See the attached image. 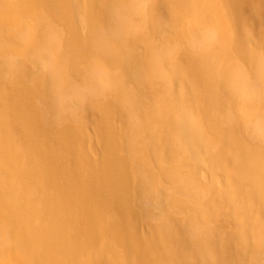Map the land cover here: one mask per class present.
I'll return each mask as SVG.
<instances>
[{"label": "bare ground", "instance_id": "bare-ground-1", "mask_svg": "<svg viewBox=\"0 0 264 264\" xmlns=\"http://www.w3.org/2000/svg\"><path fill=\"white\" fill-rule=\"evenodd\" d=\"M4 1L0 264H264V0H236L232 8L225 0H100L101 16L65 0L75 4L73 19L86 28L84 45L127 68L132 89L124 81L117 89L119 81L109 74L105 79L94 63L76 71L90 70L83 82L66 81L78 38L72 33L68 40L50 19L63 11V0H39L36 16L27 0ZM24 11L27 20L20 19ZM138 15L162 18L165 25L148 42L142 28L129 39L136 26L129 21ZM169 77L174 90L167 94L158 84ZM107 86L130 126L122 132V154L103 155L106 172L131 182L134 197L125 207L109 206L98 194L78 199L71 192L84 189L83 175L101 172L77 157L66 112ZM145 87L160 101L148 112L141 107ZM83 107L91 119L94 106ZM136 115L149 120L147 129L134 122ZM45 121L51 123L50 139ZM243 138L249 151L239 147ZM123 187L95 186L92 192L118 196ZM214 190L220 203L211 208L204 198ZM105 208L122 213L106 217ZM138 217L151 241L132 238L124 248L123 228Z\"/></svg>", "mask_w": 264, "mask_h": 264}, {"label": "rangeland", "instance_id": "rangeland-1", "mask_svg": "<svg viewBox=\"0 0 264 264\" xmlns=\"http://www.w3.org/2000/svg\"><path fill=\"white\" fill-rule=\"evenodd\" d=\"M6 1L7 0H5L4 2H6ZM40 1H42V0H40ZM40 1L39 0H27V3H28L27 6H28L29 10L31 12H33V14H35V16L38 13V12L36 13L37 8H39V6L43 2H45V0H43V2L41 4H39ZM52 1H55V0H52ZM77 1H79L80 4L82 5L80 8V10H82V13L87 14V11L90 10V8H94L97 16H101L104 12L103 11V5L101 4L100 0H98L96 3H92V4H90V2L92 0H77ZM101 1H103V0H101ZM65 2L66 1L63 0L64 8H63V11L60 13V15L55 16V17H51V15H50V19L54 20V23H55L56 27L58 28V30L59 31L62 30L64 32V35L68 38V40H70L69 38H70V35L72 33L76 36V38H78L76 43H75V47H74L75 49H74V59L72 61L73 63L72 62L69 63V69L70 70L67 67L65 70V77L64 78H66V81L71 82V80H72V81H76L78 83L83 82L84 80H86V78H88V76H89L88 73L90 70H87V72L82 70L80 72V75H77L76 71L79 68H83V66L85 64L94 63L95 66L97 65L96 67H98V65L100 64L98 68H101V70L103 71V76L105 77V79H107L106 77L109 74V75H113L115 77V79L117 81H119V83L117 84V89L122 86L120 81H124L125 84H123V85L126 88H127V86H129V89L130 88L132 89L134 87V83L131 80L130 71L127 68H124L123 66L118 65V63H116L113 59H107L106 56H104L102 53H99L96 50H93V48L89 49L88 45H84L83 39H88V34L86 33V28L77 24V22L73 19L74 15H72V14L75 11V4L72 3V4L68 5V3H65ZM161 2H163V1H161ZM225 2H226L227 8H232L235 5V3H237L236 0H225ZM80 4H78V5H80ZM143 5L146 6L145 9L149 8V3H146L144 1L142 6ZM49 7H50V9H54L55 11L57 10V9L51 7V5ZM157 8L158 9L159 8L165 9V4L159 3ZM227 8H226V10H227ZM49 14H52L51 11ZM52 15H54V14H52ZM20 17H21L20 18L21 20H27V18H28L25 11L21 12ZM141 17H142L141 15L134 16L129 21V23L136 25V26L130 32H127V37L129 38V37L134 35L132 38H129V39H133V38L136 39V36H138L137 35L138 31L136 32V30L139 28H142V31H143L142 32V34H143L142 40L144 42L145 41L148 42L152 39V34L155 33V30L158 31V29H160L159 28L160 26L163 27L165 25L164 23L166 20L159 18V17L153 18V16L152 17L149 16L145 19H141ZM84 29H85V31H83ZM146 30H147V32H146V34H144ZM122 40H124L123 37H120V39H115V41H117L119 43ZM66 47L67 46H63V48H66ZM137 51L138 52L142 51V44L141 43L139 44V48L137 49ZM96 63H98V64H96ZM23 65H25V64H23ZM161 66H162V69L164 68L165 70H167L166 72L169 75V71H168L169 65L165 62ZM27 70H29V71L31 70L34 72V70L32 68H30V66L27 67ZM73 71H75L76 74ZM119 77H120V79H119ZM68 78L71 80H69ZM169 80H170V77L168 78L167 83H164V85H160L157 83L159 86V89L161 91L165 90V92L167 94L169 93L168 91H170L172 89L174 90V87L169 82ZM104 88H106V87H104ZM126 88H123V91H126ZM175 90L176 91L179 90V92H180L179 85L178 86L175 85ZM142 93L144 94V96H142V102H141L142 111L148 112L147 109H149V107L152 104H154V102L160 103L157 96L153 97L151 95V91H149V88L145 87L143 89ZM112 95H113L112 88L107 86V90L101 91L100 95H98V96H94L92 94H89V95H87V97H84L85 99L83 98L81 100L80 105L78 107H76L72 113L66 112V114H68L70 116L68 118L69 119L71 118L69 120V123L71 122V124H72L71 126L69 125L66 128H70L69 134L76 138V141L78 144L77 148L75 149L77 157H79L80 160L83 161V163H84V160L88 164L93 163V165H95L98 169H100V172H101L100 173L101 175H83L82 180H83V185H85L84 189L78 190L77 188H75V189L72 188L71 192H73L74 195L76 197H78V199L81 196L83 198L84 196L87 195L88 198H90L91 196L98 194V195H96L97 198L103 202H107L109 206L110 205L114 206V204H119L120 206L125 207L126 205H128L132 202L131 200L134 197V191L131 187V182H126L123 175H117L113 171L110 172V170H108V172H106L105 171L106 170L105 169V160L103 159V157H104L103 155H105L104 153H106L107 151H108V153L112 152V155H114L115 158L118 157L119 153L122 154V144L124 142V136H123L122 132L124 133V130L126 131L128 129V127H130V126H128V123H127V121H129V120L127 118V114L124 110V107H122V105H120L119 103L114 104V102L112 100ZM83 100H84V102H83ZM107 100L110 101L109 103H111V105L109 108L106 109L105 106L107 104ZM85 103L88 106L89 105L94 106L93 110H95V111L91 115L92 120L84 112L83 106ZM132 118H133L134 122L137 123V125L142 127L141 129H143V128L147 129L148 128L147 125H150L149 120H146L145 118L142 119L140 116H137V119L139 121L136 119V117H132ZM50 124H51L50 122L45 121V123L43 125V129H44L43 131H44L45 137L48 139L53 137L52 131L50 129ZM125 127H126V129H125ZM138 128L139 127H137V129ZM120 134H122V136ZM243 139H245V138H243ZM213 140H214L213 142L216 143L219 147H220V142L223 144L222 141L219 142L215 139H213ZM226 141H227V139H226ZM231 145H233V144H231ZM250 146H251V143H249V141H247L246 139H245V141H243L241 139V143L239 144V147H241L243 150H245L247 147L250 148ZM231 147H233V148H231V149L229 148L227 151L232 152L234 150L235 146H231ZM249 148H247V151H249ZM252 148H254V147H252ZM218 176H220L223 179L224 178L226 179L228 175H218ZM237 176H239V175H237ZM262 176H264V175H262ZM233 183H237V181H233ZM120 184L121 185L123 184L124 190L122 191L123 193L121 195H118V196H116L112 191H110L111 192L110 194H108V192H105V191L92 192V188L95 186H97L98 188H102V187L105 188L108 185L109 187L111 186V189H115ZM215 192H217V190H214L213 194ZM38 193L41 194L42 196H45V197L50 196L49 193H47L41 189L38 190ZM83 194H84V196H83ZM204 200H205L206 204L209 203V204H207V206L211 207V208H212V206H216L217 204L220 203L219 198L215 194L214 195L210 194L208 197H205ZM96 208L98 209L99 207L97 206ZM122 209H121V211H122ZM121 213L118 211H110V209H108V208H105V211H104V215L106 217L114 216V214L119 215ZM136 221H137L136 224H131V226L127 225L125 227V229L123 228V235H124L123 246H124V248H125L126 243L129 242L132 238L136 242L139 241V243H141L140 241H143L144 239L147 240L148 242L151 241L152 236H150L151 234H149L148 225H145V223L142 222V220H140L139 217L137 218ZM131 244H133V243H131ZM206 254H211V252H208Z\"/></svg>", "mask_w": 264, "mask_h": 264}]
</instances>
